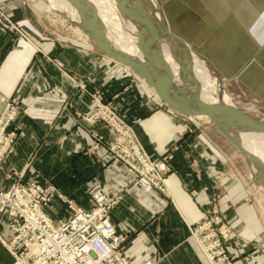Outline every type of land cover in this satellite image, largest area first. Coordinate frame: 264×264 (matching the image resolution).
Listing matches in <instances>:
<instances>
[{"label":"crops","instance_id":"obj_1","mask_svg":"<svg viewBox=\"0 0 264 264\" xmlns=\"http://www.w3.org/2000/svg\"><path fill=\"white\" fill-rule=\"evenodd\" d=\"M14 1L19 6L13 21L23 36L0 19V115L10 99L19 103L21 115L9 127L19 135L0 167V186L16 172L25 181L37 176L53 184L58 194L44 209L62 219L68 215L64 197L87 208L88 188L101 182L108 193L121 195L110 218L116 232L127 236L125 254L132 264H209L189 226L215 209L233 229L237 264H264V190L251 177L229 171L199 135L200 127L188 125V117L161 101L134 71L91 40L76 41L48 27L23 0L0 4ZM161 2L172 34L218 75L219 94L236 97L225 88L233 84L264 102V0ZM95 93L135 123L151 156L165 160L169 196L129 185L126 167L106 161L104 147L93 148L94 136L105 140L111 130L76 113L93 109ZM0 218L9 220L1 213ZM0 264H12L1 243Z\"/></svg>","mask_w":264,"mask_h":264},{"label":"built area","instance_id":"obj_2","mask_svg":"<svg viewBox=\"0 0 264 264\" xmlns=\"http://www.w3.org/2000/svg\"><path fill=\"white\" fill-rule=\"evenodd\" d=\"M10 4L11 9L16 7ZM9 6H2L3 11ZM14 29H18L14 25ZM95 107L91 113L79 114L90 125L106 124L112 135L109 140L95 135L93 148L104 147L106 161L123 164L131 173L130 183L146 192L158 191L169 196L164 170L167 164L147 153L134 129L114 108L94 96ZM21 106L10 99L0 116V165L14 145L19 130H9L18 122ZM103 140V141H102ZM22 176V174H20ZM91 208L79 207L68 200L69 215L60 220L51 218L44 207L53 199L56 188L51 183L35 180L31 183L15 180L8 189L0 188V243L12 257V264H132L125 254L127 236L119 235L110 218L111 210L121 199L119 193H108L101 183L89 189ZM208 214L190 225V236L200 239L210 264H235L233 254L217 224ZM222 221V220H221ZM143 264H153L151 260Z\"/></svg>","mask_w":264,"mask_h":264},{"label":"water","instance_id":"obj_3","mask_svg":"<svg viewBox=\"0 0 264 264\" xmlns=\"http://www.w3.org/2000/svg\"><path fill=\"white\" fill-rule=\"evenodd\" d=\"M65 1L74 9V14L68 7L54 8L91 37L107 57L134 71L164 103L186 117H209L243 155L254 182L264 189V162L234 135L237 130L244 129L257 130L263 135L264 117L256 119L238 106L209 103L203 99L201 84L194 74L195 55L170 31L161 0H115L120 16L135 28L143 60L117 45L103 27L92 0Z\"/></svg>","mask_w":264,"mask_h":264},{"label":"rangeland","instance_id":"obj_4","mask_svg":"<svg viewBox=\"0 0 264 264\" xmlns=\"http://www.w3.org/2000/svg\"><path fill=\"white\" fill-rule=\"evenodd\" d=\"M45 4H49V1L48 0H44ZM15 3L17 6L16 7H13L11 9L10 7V4H13ZM23 4H29L30 7L35 10L37 13H39L45 24L52 28L53 30L57 31L59 30L60 32L63 33V35H65L67 38H70V39H73V40H76V41H87L88 40H91L93 42L94 45L95 42L93 41V39L91 37H89L88 35H86L85 33L82 32V37L80 36V34L78 33L77 31V25L74 24L73 22H71L67 17L66 15L55 9L54 7H52L53 9H43V10H40L38 9L35 4L33 3L32 0H23L22 2ZM4 7V6H9L10 8H5L2 10H0V19L4 22V24L7 26V27H10V28H13L14 29V25L18 28V29H14L15 31L19 32L21 36H23V32H22V28L13 21V14H14V9H16L18 6H19V2L17 1H14V2H9V3H6V4H0V7ZM48 6V5H47ZM49 7V6H48ZM51 8V7H50ZM4 25V27H5ZM77 34V35H76ZM89 42V41H88ZM83 43V42H82ZM97 47V46H96ZM98 48V47H97ZM102 52V51H101ZM103 53V52H102ZM105 55V54H104ZM197 57V56H196ZM198 58V57H197ZM199 61V63L203 64V67H200L201 69V72L204 74V80L205 81H212V79H215V84H217V86H219V81L217 79V77L214 75L213 71L208 67V64L205 63L204 61H202L200 58L197 59ZM196 63V62H195ZM194 65H197V64H194ZM205 67V68H204ZM204 68V69H203ZM209 68V69H207ZM211 72V73H210ZM223 82V81H222ZM224 83V82H223ZM80 85L82 86V82L78 81L77 85ZM216 86V87H217ZM226 87V90H228L230 93H233L235 94V92L238 94L235 96L232 97V101H231V105H235V106H238L240 107L241 109H243V111H245L250 117H253V118H256V119H259L261 117H264V102L261 101V100H255V99H249V97L243 93H241V89L236 86V85H231V84H226L225 85ZM224 87V86H223ZM222 87V91L223 92L225 89ZM224 94H229L227 91H224ZM240 94V95H239ZM222 95V94H220ZM230 95V94H229ZM95 97H100V95L98 93H95L93 94V98ZM222 96H225V95H222ZM101 98V97H100ZM229 101L231 99H229L228 97H226ZM102 99V98H101ZM93 100V103H94V107H95V102H94V99ZM9 101V100H8ZM7 101V102H8ZM162 101V100H161ZM6 102V103H7ZM102 102L104 104H107V105H110L112 108H114V110H116V112L121 116L123 117L126 122L134 129L135 133L137 134V136L141 139L140 135L138 134V132L136 131L135 129V123L134 122H131L129 121L128 119H126L125 116H123L119 110L110 102H107V101H104L102 99ZM6 106V104H5ZM93 107V109H94ZM5 108V107H4ZM93 109L91 111H88V112H77L76 113V118L78 119H82L80 118V115H78V113L80 114H85V113H91L93 111ZM254 111H253V110ZM4 111V109H3ZM2 111V113H3ZM1 113V115H2ZM0 115V116H1ZM84 120V119H82ZM185 120L188 121V125L189 124H197L195 125V129L199 126L200 127V132H199V135L204 139L206 140V142L208 143L210 149L213 151L214 154H216L217 156H221L222 158L225 159L226 163H227V166H228V170L230 171H233L235 172V170L238 171L239 174H241L242 176H248V177H252L250 171H249V168H248V165L246 163V160L244 159L243 155L238 151V149L223 135V133L219 130V128L216 126V124L209 118V120H207L206 118L204 117H201V118H191V117H188L186 118ZM85 121V120H84ZM99 123V122H97ZM95 123V124H97ZM200 123V124H198ZM93 124V125H95ZM104 124V123H103ZM105 126H107L106 124H104ZM108 127V126H107ZM109 128V127H108ZM110 129V128H109ZM111 135H112V132H111ZM100 136V135H99ZM100 137H103V136H100ZM105 138V137H103ZM105 140H109V138L105 139ZM141 142L143 143L142 139H141ZM13 147V146H12ZM145 148V147H144ZM12 149V148H11ZM11 149L8 151V154L9 152L11 151ZM146 150V149H145ZM148 153V152H147ZM7 154V155H8ZM150 155V154H149ZM153 157V156H152ZM7 158V156H6ZM5 158V159H6ZM154 158H157V157H154ZM4 159V160H5ZM158 160L160 161H163L165 162L164 159L162 158H157ZM4 160L2 161L0 167L2 166ZM110 162H114V161H110ZM166 163V162H165ZM169 170H164L163 171V174L165 176V181H166V175L168 173ZM129 172V171H128ZM130 173V172H129ZM9 179H11V181L5 185V186H0L1 189H8L12 183L15 181V180H18V181H23V183H31L35 180H40L39 178L34 177V178H31L30 181H25L24 180V176L22 174V176L20 175V173H15V174H8L7 175ZM131 173H130V180H131ZM130 180H129V185H134L132 183H130ZM254 181V179H253ZM99 181H97L96 183H98ZM45 183H48V182H45ZM101 183V182H99ZM255 183V182H254ZM256 184V183H255ZM101 185L103 186L104 188V185L101 183ZM167 185V184H166ZM257 185V184H256ZM54 186V185H53ZM135 186H138V185H135ZM258 186V185H257ZM92 187V186H91ZM89 187L88 188V191L89 189L91 188ZM140 187V186H139ZM168 187V186H167ZM259 187V186H258ZM56 188V187H55ZM142 188V187H141ZM105 189V188H104ZM143 189V188H142ZM169 190V189H168ZM260 191V190H259ZM146 192V191H145ZM58 194V190L56 188V194ZM259 198L260 196L262 197V194L259 192ZM60 196V195H59ZM88 196H89V192H88ZM168 196V195H166ZM55 197V196H54ZM53 197V198H54ZM65 202L67 203L68 200H73V199H69V198H65L64 197ZM90 199V197H89ZM251 200V199H250ZM74 201V200H73ZM264 201V200H263ZM49 202V201H48ZM75 202V201H74ZM76 203V202H75ZM77 204V203H76ZM79 207H81L82 209H85V210H88L91 208V201H90V206L89 207H82L81 205L77 204ZM205 215L208 214L209 217H211L210 219H218V220H211L213 221L214 223H219L217 224V229L220 233V235L222 237L225 238V241L227 242V246H228V249L230 250V252L233 254V258H234V262L235 264H237V261L235 259V255H234V251L232 250L231 248V241H232V234H233V229L231 227V225L228 223L227 219H226V215L224 213H219L218 211H216L215 209H211V210H208L204 213ZM203 214V216H204ZM68 215H69V209H68ZM67 215V216H68ZM4 216H8V215H4ZM50 216V215H49ZM66 216V217H67ZM202 216V218H203ZM51 217V216H50ZM53 218V217H51ZM65 218V217H64ZM201 218V219H202ZM55 219V218H53ZM201 219H199L197 222H199ZM55 220H60V219H55ZM222 220V221H221ZM5 221H9L7 219H5ZM196 222V223H197ZM195 223V224H196ZM0 232H3L4 234L8 235V231H6L4 229V226L2 225L0 227ZM120 235V234H119ZM190 235V234H189ZM191 238L194 239V241L196 242V244L198 245V247L201 249V251L203 252V254L205 255V257L207 258L208 262H209V259H208V254L204 251V249L202 248L203 245L200 241V239H198L195 235L194 236H190ZM3 246V245H2ZM4 247V246H3ZM125 249V248H124ZM210 264V262H209Z\"/></svg>","mask_w":264,"mask_h":264},{"label":"bare ground","instance_id":"obj_5","mask_svg":"<svg viewBox=\"0 0 264 264\" xmlns=\"http://www.w3.org/2000/svg\"><path fill=\"white\" fill-rule=\"evenodd\" d=\"M32 1L35 4V6L40 10L48 9V8L53 9L52 7H60V8L68 7L69 11H71V14L75 13L74 9L71 6H68L65 0H48L49 4H45L44 0H32ZM92 3L97 9L103 27L107 30L110 36H112V39L116 41L117 45L120 48L127 50L133 57H137L138 59L143 60L144 57L142 56V53L140 52L138 46L135 28L130 27L128 23L120 16L116 8L117 2L115 0H92ZM77 31L79 33H82V31L79 28H77ZM167 57H169L168 53H167ZM197 59L198 58L194 56V62H196L195 64H197L194 65V74L196 75L197 79L201 84L200 91L203 99L209 103H215V104L221 103L224 105H228V104L231 105L232 98H229L226 95L222 96L219 94L220 91L218 90L220 89L218 88L217 84H215L216 83L215 79H212V81L210 82L204 80L203 78L204 74L201 72L200 69V67H203V64H201L202 62L199 63ZM226 97H228L231 100L229 101ZM201 117H204L207 120H209V117L206 116H191V118H201ZM231 133L234 134L233 128ZM234 135H237L238 138L244 144V146L250 151H252L256 156L260 158L261 161L264 162V136H263L264 134L261 135V133H259L257 130L244 129V130H237V132H235ZM259 188L263 189L261 186H259Z\"/></svg>","mask_w":264,"mask_h":264}]
</instances>
